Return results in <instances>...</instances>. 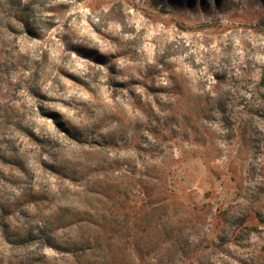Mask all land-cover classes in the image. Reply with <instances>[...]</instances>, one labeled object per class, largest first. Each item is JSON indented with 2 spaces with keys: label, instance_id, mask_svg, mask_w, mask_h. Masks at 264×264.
Returning a JSON list of instances; mask_svg holds the SVG:
<instances>
[{
  "label": "rangeland",
  "instance_id": "374dc122",
  "mask_svg": "<svg viewBox=\"0 0 264 264\" xmlns=\"http://www.w3.org/2000/svg\"><path fill=\"white\" fill-rule=\"evenodd\" d=\"M9 1L0 264H264V0Z\"/></svg>",
  "mask_w": 264,
  "mask_h": 264
},
{
  "label": "trees",
  "instance_id": "16d2710c",
  "mask_svg": "<svg viewBox=\"0 0 264 264\" xmlns=\"http://www.w3.org/2000/svg\"><path fill=\"white\" fill-rule=\"evenodd\" d=\"M9 4L10 5H16V4H13V2H12V0H10L9 1ZM50 244H48V245H51L50 247H54V248H56V249H61V246H59V244H56L55 242H49ZM75 248V249H77V248H79L78 246H77V244H72V245H66V246H64L62 249H64V250H67V249H70V248ZM79 249H82V248H79Z\"/></svg>",
  "mask_w": 264,
  "mask_h": 264
}]
</instances>
